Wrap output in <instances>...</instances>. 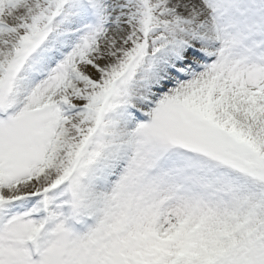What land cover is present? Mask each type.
<instances>
[{
  "label": "snow or ice",
  "instance_id": "1",
  "mask_svg": "<svg viewBox=\"0 0 264 264\" xmlns=\"http://www.w3.org/2000/svg\"><path fill=\"white\" fill-rule=\"evenodd\" d=\"M0 264H264V0H0Z\"/></svg>",
  "mask_w": 264,
  "mask_h": 264
}]
</instances>
